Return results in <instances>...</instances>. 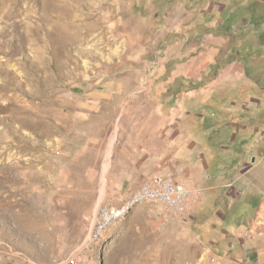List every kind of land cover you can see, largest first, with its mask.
<instances>
[{
	"label": "rangeland",
	"instance_id": "rangeland-1",
	"mask_svg": "<svg viewBox=\"0 0 264 264\" xmlns=\"http://www.w3.org/2000/svg\"><path fill=\"white\" fill-rule=\"evenodd\" d=\"M0 165V264H264V0H0Z\"/></svg>",
	"mask_w": 264,
	"mask_h": 264
},
{
	"label": "built area",
	"instance_id": "built-area-1",
	"mask_svg": "<svg viewBox=\"0 0 264 264\" xmlns=\"http://www.w3.org/2000/svg\"><path fill=\"white\" fill-rule=\"evenodd\" d=\"M196 192L187 189L171 176H157L129 190L115 203L99 205L94 214L87 243L97 242L112 226L124 219L135 207L157 203L170 213L190 212L196 204Z\"/></svg>",
	"mask_w": 264,
	"mask_h": 264
},
{
	"label": "crops",
	"instance_id": "crops-1",
	"mask_svg": "<svg viewBox=\"0 0 264 264\" xmlns=\"http://www.w3.org/2000/svg\"><path fill=\"white\" fill-rule=\"evenodd\" d=\"M174 178V177H173ZM176 181H178V179H176V178H174ZM178 182H180V181H178ZM180 183H182V182H180ZM183 184V183H182ZM184 185V184H183ZM185 186V185H184ZM186 187V186H185ZM187 188V187H186ZM188 189V188H187ZM190 190V189H189Z\"/></svg>",
	"mask_w": 264,
	"mask_h": 264
},
{
	"label": "bare ground",
	"instance_id": "bare-ground-1",
	"mask_svg": "<svg viewBox=\"0 0 264 264\" xmlns=\"http://www.w3.org/2000/svg\"><path fill=\"white\" fill-rule=\"evenodd\" d=\"M10 146H11V145H10ZM13 159H14V158H13ZM0 166H1V165H0ZM9 166H10V167H13V166H11V165H9ZM10 167H9V168H10ZM14 167H15V166H14ZM19 175H20V174H19Z\"/></svg>",
	"mask_w": 264,
	"mask_h": 264
}]
</instances>
